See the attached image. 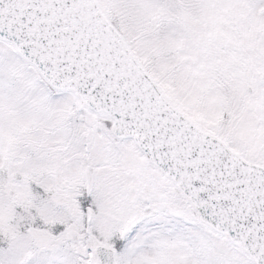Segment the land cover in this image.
<instances>
[{"label": "snow or ice", "instance_id": "6c2138e0", "mask_svg": "<svg viewBox=\"0 0 264 264\" xmlns=\"http://www.w3.org/2000/svg\"><path fill=\"white\" fill-rule=\"evenodd\" d=\"M0 264H264V0H0Z\"/></svg>", "mask_w": 264, "mask_h": 264}]
</instances>
